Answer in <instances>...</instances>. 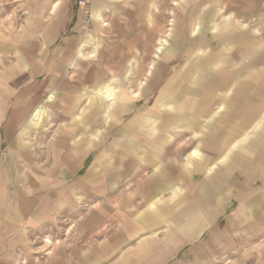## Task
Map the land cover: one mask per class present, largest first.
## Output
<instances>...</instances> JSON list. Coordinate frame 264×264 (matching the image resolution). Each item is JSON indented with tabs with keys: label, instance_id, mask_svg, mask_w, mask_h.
Returning a JSON list of instances; mask_svg holds the SVG:
<instances>
[{
	"label": "crops",
	"instance_id": "crops-1",
	"mask_svg": "<svg viewBox=\"0 0 264 264\" xmlns=\"http://www.w3.org/2000/svg\"><path fill=\"white\" fill-rule=\"evenodd\" d=\"M159 1H12L0 36L17 51L0 57L3 264H264L257 132L234 151L244 122L236 134L205 122L224 77H206L208 91L188 71L165 79V48H153ZM37 128L55 131L28 144L24 130ZM191 133L202 149L182 164ZM61 216L72 231L57 230L40 261L32 239Z\"/></svg>",
	"mask_w": 264,
	"mask_h": 264
},
{
	"label": "rangeland",
	"instance_id": "rangeland-1",
	"mask_svg": "<svg viewBox=\"0 0 264 264\" xmlns=\"http://www.w3.org/2000/svg\"><path fill=\"white\" fill-rule=\"evenodd\" d=\"M12 1L0 0V36L6 31L2 21L7 20L6 14L16 8ZM156 8L160 15L154 19L158 30L157 26L154 27L153 37L156 38L153 48L155 54H159L165 48V79L174 78L175 74L188 71L192 76L198 77L196 88L208 91V83L211 82L207 81L206 77L210 79L224 77V82L228 86L214 92L217 99H214L211 108L208 109L210 111L208 116L207 114L204 116L205 122L211 117L220 120L219 131L224 134L232 127L236 134V123L244 122L243 133L236 135V141L232 142L233 150L236 151L240 147L237 141L243 136H249L256 131L258 144L256 143L255 147L258 146L257 152H261V164L264 165V137L258 132L260 128L264 131V0H163L158 2ZM142 27L139 25V28ZM163 28L165 37L162 34ZM4 34L7 36L6 32ZM1 45L0 43V57L8 58L9 63L12 57L17 56V51L12 50L8 42L4 47ZM3 67H8V64L0 63V71ZM190 83L195 84L193 81ZM188 87L195 89L194 86ZM191 93L190 91L185 93L189 95L187 98H194L195 95ZM181 97L184 98V94ZM221 100H227L226 104ZM175 108L176 105L172 109ZM240 114L243 120L239 119ZM45 116L47 115H43L39 121H44ZM246 118H250L248 122L244 121ZM257 125L259 129L255 130L254 127ZM54 131V128H37L35 131L24 130L23 133L25 141L30 144L35 135L39 134L44 139L46 134ZM106 131L107 134L109 132L110 140L117 136V133L107 128L101 132L106 134ZM188 135L190 136L185 137L182 144L188 146V151L181 158L182 164H186L188 153L195 149L199 152L202 149L200 135L194 136L193 133ZM188 139L192 144H188L190 141L187 143ZM219 142L221 140L218 139L217 143ZM250 146L254 147L253 144ZM223 156L217 159L218 163H221ZM240 170L239 173L237 171L233 173V181L235 184L245 185L247 180L241 175ZM263 182L264 177H261V181L253 182L252 186L264 187ZM130 187L131 183H127L124 189ZM71 224L67 218L61 216L58 220L60 228L57 226L52 230L49 225L42 226L40 233L32 239L33 249L35 248L33 252L38 255L40 261L48 257L49 244L55 240L56 231L58 230L63 237L68 236L72 231ZM0 244L2 248V243ZM0 264H3L1 257Z\"/></svg>",
	"mask_w": 264,
	"mask_h": 264
},
{
	"label": "built area",
	"instance_id": "built-area-1",
	"mask_svg": "<svg viewBox=\"0 0 264 264\" xmlns=\"http://www.w3.org/2000/svg\"><path fill=\"white\" fill-rule=\"evenodd\" d=\"M85 1L87 0H70V3L74 6V7H79L83 4H85Z\"/></svg>",
	"mask_w": 264,
	"mask_h": 264
}]
</instances>
